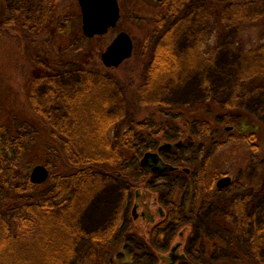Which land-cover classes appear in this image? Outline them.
<instances>
[{
  "label": "rangeland",
  "instance_id": "374dc122",
  "mask_svg": "<svg viewBox=\"0 0 264 264\" xmlns=\"http://www.w3.org/2000/svg\"><path fill=\"white\" fill-rule=\"evenodd\" d=\"M22 2L0 0V153L5 155V159L8 154L10 161L22 163L19 170L31 174L34 167L30 168L28 162L34 161L35 155H44V163L41 164L55 173L60 161L56 157H61V152L56 149L60 148L61 143L53 138V134H60L61 139L66 137L62 130L64 126L69 128L72 125V114L67 107L52 106L47 111V118V114L43 115L39 110L41 98L51 93V89L56 86H63L71 93H85L89 79L96 83L99 79L107 78L115 88L112 97L118 92L122 94L119 98L115 97L118 101L108 111V114L120 117L119 124L109 134L113 146H120L121 134L135 126L137 121H142L146 115L147 131L154 130L153 133H142L137 143L134 142V133H130L131 140L137 145L126 147L124 158L134 159L132 170L137 167L138 159L144 152L157 149V141L170 142L184 137L181 133L183 129L179 130L178 125H186L182 122L185 112L189 119L186 126L188 135L197 138V145L205 144L199 155L201 171L199 177L191 182L190 189L195 193L205 191L213 195L216 187L213 189L212 182L215 178L231 176L236 182L233 189L237 192H243L245 188L254 191L253 200H257L255 204L261 212L258 221H264V164L261 163L264 161V60L261 59L264 56V0H212L214 7L206 5L204 0H190L192 5H189V13L184 15V23L175 30L172 27L173 20L164 22L162 25L165 26H156L159 13L157 16L151 14L149 8L145 9L148 6L145 3L119 0L123 17L118 27L106 35L91 39L83 33L78 0H64L58 12L60 19L54 27L51 25L49 31L41 30L38 34L35 23L39 25L40 17L34 13L35 9L25 7ZM121 32H128L135 38L133 57L119 69H105L101 55ZM164 32L175 35L176 54L184 60L180 75L174 74L168 84H155L152 94L141 98L145 100L144 105H138L140 98L137 94L134 103L126 101L128 91L124 89L123 83L125 80L133 83L136 78L139 80L134 82L135 90L137 86L143 85L139 75L145 65L141 63H149L150 52L163 46ZM34 39H40L43 47L50 48L55 65L62 54H68L69 61L60 66V69L67 71L63 70L65 73L58 80L43 81L42 69L45 71V67L42 61L37 63L38 60L32 54L36 44ZM43 47L40 44V52ZM159 103L166 108L167 116L162 113L161 117L158 113L156 105ZM123 118L126 122L121 127ZM162 119L171 120V125L159 134L157 132L162 129ZM248 129L250 131L246 132ZM189 142L187 147L191 146ZM12 143L16 147H12ZM100 172L114 177L95 190L94 198H90L87 205L84 206L86 198H80L77 215L70 218L85 230L91 226L108 228L121 207L124 205L126 212L133 203L135 188L128 183L138 184L139 176L136 173L135 178H131L129 172L115 173V169L105 167ZM128 186L129 191L126 189ZM179 189L180 186L177 187ZM195 193L188 198V210L202 200L201 194L196 198ZM205 196V209L210 213L208 219H212L215 204L212 205L207 194ZM90 212L95 213L98 223L91 225L88 222L86 214ZM15 215L12 211L6 213V218L12 219ZM130 218L127 216L123 223L124 241L119 248L126 254L133 247L126 240L128 233L136 230L146 234L148 227H141V220L133 225ZM215 230L205 226L203 232L213 236ZM193 233L194 237L187 246L188 264H246L239 253L228 255L226 250H215L207 237L195 241L198 231L195 229ZM147 239L150 242L149 237ZM224 247L234 248L228 244ZM236 248L239 250V246ZM152 254H149V260L142 263L157 264ZM117 259L123 263L122 258Z\"/></svg>",
  "mask_w": 264,
  "mask_h": 264
},
{
  "label": "flooded vegetation",
  "instance_id": "af4514ba",
  "mask_svg": "<svg viewBox=\"0 0 264 264\" xmlns=\"http://www.w3.org/2000/svg\"><path fill=\"white\" fill-rule=\"evenodd\" d=\"M139 1L148 5L145 9L149 8L151 14L157 16V12L159 13V20L156 24L158 27L164 22L167 23L168 21L173 20L174 25L172 27L175 30L177 26L179 27L184 23V0ZM147 1H149V3ZM122 11L123 9L120 5V14ZM152 11L154 13H152ZM122 17L123 13L121 14V18ZM171 36L173 37L172 40L174 43L175 35L171 34ZM133 40L135 42V39ZM135 49L136 47L134 50ZM171 51L172 52L170 53L172 55L170 57L176 68L175 75H180L179 70L183 68L184 60L176 54L177 50L175 44L171 47ZM151 58L153 61L149 63H146V61L143 62L145 65V69L142 71L144 72V75H147L149 69L151 70L153 67L156 58V50L155 55H151ZM171 74L174 75V72L169 75ZM170 78L172 77L169 76L164 79L154 78L152 80L144 78L143 85L137 86L136 90V85H134V82L136 81H134L132 83V88L135 92L133 97H129V93L127 92L128 89L123 85L127 92L126 101L134 103L136 94L140 99L151 95L155 84H168L167 82H169ZM179 79L180 78H178V80ZM118 84L120 85V83ZM140 99L138 100V105H144L143 103L145 100ZM153 101L158 102L159 100ZM156 106L158 107L157 111L160 115L162 113L166 116L168 115L163 104L159 103ZM154 113L156 114V112ZM183 116L184 120L182 122L186 125H178V128L179 130L183 129V132L181 133H183L182 136L184 137L170 142L157 141V149L144 152L141 158L138 159L137 167L133 170L132 162L134 159L126 158L125 160L124 156L126 155V151H124V149L126 147L131 148L130 145L135 147L138 138L142 136V133L154 132V130L147 131L148 127L146 126V122H148V115H146L142 121H137L135 126L129 127L126 133L121 134V143L118 147L122 159L119 160V164L117 167H114V169L115 173H118L119 171L129 172L131 178H135V173L139 176V178L137 177V185L123 181L125 184L128 183V185L130 184L135 188L133 203L129 205V209L126 212L123 209V205L112 224L106 229H98L97 227L91 226L92 228L85 230L79 224L74 222L76 224V227H74L76 243L81 237H83L81 242L85 243L86 250L83 261L75 255L74 264H143L149 260V257H151V255H149L150 253H153L152 255L155 257L157 264L161 262L163 264H188L189 257L187 254V246L189 241L194 237L193 231L195 232V229L198 231V236L195 238V241L201 239L205 240L207 237L213 243L215 250H226L228 255L239 253L242 262L244 261L246 264H264V256L262 255V250L264 248V221H258L261 212L259 207L255 204L257 198H255L256 201L253 200L252 194H254V191L245 188L243 192H237V190L233 189L236 182L231 176L227 175H224L219 179L215 178L214 182H212L213 189L214 186L216 187L213 195L207 192L205 193V191H196L195 193L192 188L190 189L191 182L199 177L201 171L199 167L201 162L199 155L202 153L205 144L200 143L197 145V138L188 135V130L186 128L189 124L188 114L184 112ZM161 117L163 116L161 115ZM162 120V129L157 132L159 134L165 131V127L171 125V120ZM125 122L126 120L123 118L120 126H124ZM231 130H235V128H231ZM245 131L248 132L250 129ZM130 133H134L133 138L136 143L131 140ZM150 133L149 135H151ZM233 135L236 136L235 134ZM245 137H247V135ZM188 141L191 143L190 147H187L186 145ZM148 154H153V157L146 158ZM9 158V155L7 154V159L9 160ZM263 162L264 161L261 162L262 165L264 164ZM3 171L4 173L8 171L13 174L12 161H7L1 172V202L6 200L7 192L14 185L12 183L13 179L11 174L9 178H6ZM21 173L24 180V183L21 182V188L24 189V192L26 193L29 173L26 171H21ZM141 175L144 177H140ZM15 176H17V173ZM113 177L101 173L97 176H91V180L87 181L84 189H78L77 191L75 190L76 188H74L75 192L72 196L74 203L73 215H77V207L80 198H86L84 206L87 205L89 201L94 198V194L97 192L95 190H98L105 182ZM140 178H142V180H140ZM224 179H227L228 181L222 182ZM221 183L223 187L220 186ZM178 186H180L181 189L177 190ZM126 189L129 191L130 187L128 186ZM193 193H195L194 197L196 198L201 194L202 200L199 202L197 201L196 203L198 204L195 207L192 206L190 210H188L187 201ZM206 194L211 198L212 205L215 204V212L213 213L214 216L212 219H208L210 218V213L205 209ZM7 211V209H3L1 214H5ZM102 216L105 217V215ZM102 216H100V219ZM127 216L131 217L130 219L133 225L141 220V227L148 226L146 234H141L136 230L128 233L126 240L133 246L128 254L121 250L119 251V248L124 241L125 227L123 226V223ZM86 217L91 225L98 223V218L95 216V213L90 212V214H86ZM205 226L216 229L215 235L213 234V236H209L204 233L203 229ZM148 237L150 242L147 241ZM226 244L234 246L233 250H231V248L226 249L224 247ZM203 245H205L204 242ZM236 246H239V250ZM206 247H208V245H206ZM77 250L79 253L80 249ZM156 251L160 254L159 256L156 255ZM119 257L123 259V263H119V259H117ZM220 259H222V257H220ZM224 259H226L225 261L228 260L227 258Z\"/></svg>",
  "mask_w": 264,
  "mask_h": 264
},
{
  "label": "trees",
  "instance_id": "16d2710c",
  "mask_svg": "<svg viewBox=\"0 0 264 264\" xmlns=\"http://www.w3.org/2000/svg\"><path fill=\"white\" fill-rule=\"evenodd\" d=\"M22 1L25 7L35 9L34 13L40 17L39 25L35 23L37 34L41 30L49 31L50 26L54 27L55 22L60 19L61 15L58 12L64 0ZM204 2L206 5L213 6L212 0H204ZM189 5H192L190 0H184V15L189 13ZM162 26L165 25L160 27ZM172 38L169 32H164L163 46L156 49L153 67L149 69L147 75L142 72L139 75L141 79H164L172 77L170 73H176L175 65L170 57L171 47L174 46ZM33 42L36 44L32 54L34 53L35 59L38 60L37 63L42 61L45 67V71L42 69L43 81L45 79L47 82H52L54 79L61 78L67 70L60 69V66L69 61L68 54H62L58 64L55 65L50 48L43 47L40 39H34ZM40 44L43 47L41 52ZM43 52L46 55L45 59ZM150 53L149 62L153 61L151 55H155V51ZM261 59L264 60V56ZM141 64L144 65L143 62ZM63 70H65L64 73ZM99 80L95 83L89 79L85 93H71L63 86H56L51 89V93L41 98V103L38 105L41 114H47L48 118L47 111L52 106L67 107L68 112L73 115L70 119L72 125L61 129L62 132L64 131L63 135H66L63 139L60 134L53 132L55 134L53 138L61 143L60 148L56 149L61 152V157L56 158L62 161L58 162L55 173L49 168L51 175L47 183L41 186L33 185L29 173L25 193L21 188V182L24 183V180L18 168L22 167V163L12 162L13 174L3 171L6 178H9L11 174L14 185L7 192L6 200L3 202L0 200V264H74L75 255L83 261L86 253L85 243L81 242L83 237L76 243L74 228L76 224L70 220L74 213L72 196L75 190L86 187L91 176L101 174L100 170L103 167L114 169L122 159L119 147L113 146L109 135L110 130L119 124L120 117L108 114L111 105L118 101L115 97L119 98L122 94L116 90L118 94L112 97L115 91L113 84L107 78ZM123 85L128 89L129 97H133L135 93L133 84L125 80ZM13 146L16 147L14 143H12ZM4 156L0 153V177L7 163V158L5 159ZM34 157H36L34 161L28 162L30 168L44 163V155ZM16 173L17 176H15ZM3 209L14 211L15 217L6 218V213L10 214L12 211L1 214ZM77 249H80L79 253Z\"/></svg>",
  "mask_w": 264,
  "mask_h": 264
},
{
  "label": "water",
  "instance_id": "95a60500",
  "mask_svg": "<svg viewBox=\"0 0 264 264\" xmlns=\"http://www.w3.org/2000/svg\"><path fill=\"white\" fill-rule=\"evenodd\" d=\"M82 12L83 33L87 38H94L108 34L116 28L120 20V6L118 0H78ZM160 1V0H155ZM134 51L131 36L123 32L119 34L102 54L101 60L106 68H119L129 60ZM153 157L148 154L146 158ZM49 170L44 165L36 166L31 174V182L42 185L49 179ZM228 181L227 179L222 182ZM223 187L222 183L220 184Z\"/></svg>",
  "mask_w": 264,
  "mask_h": 264
}]
</instances>
